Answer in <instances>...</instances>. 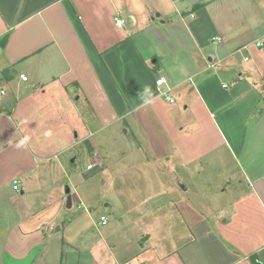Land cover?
<instances>
[{
  "label": "crops",
  "instance_id": "1",
  "mask_svg": "<svg viewBox=\"0 0 264 264\" xmlns=\"http://www.w3.org/2000/svg\"><path fill=\"white\" fill-rule=\"evenodd\" d=\"M6 36L0 264H82L77 250L90 254L84 264H253V254L264 262V0H0ZM160 76L173 103L158 91ZM138 135L163 161L156 168L167 170L174 147L197 173H237L220 189L224 208L202 216L174 198L153 166H138ZM79 156L91 172L120 164L121 173L153 174L140 187L111 188L117 228L94 218L99 200L85 207L80 247L68 193L53 181L66 176L72 207L75 191L82 208L72 184Z\"/></svg>",
  "mask_w": 264,
  "mask_h": 264
},
{
  "label": "rangeland",
  "instance_id": "2",
  "mask_svg": "<svg viewBox=\"0 0 264 264\" xmlns=\"http://www.w3.org/2000/svg\"><path fill=\"white\" fill-rule=\"evenodd\" d=\"M123 18L126 21V25L128 24V16L123 15ZM132 133V132H131ZM130 133V134H131ZM134 133V132H133ZM132 133V134H133ZM134 135V134H133ZM154 136V135H153ZM155 137V136H154ZM136 144L140 149L143 150L145 159L143 160L142 164L146 166H153L156 169L157 176L160 177L161 181L163 182V186L167 187H173L175 189L174 198L176 199H183L184 203L188 204V209H192L195 212H198L199 214H202V216H211L212 214L218 212L222 208H224L225 205H222L223 202L226 201L225 198L221 196L220 189L222 186H224V182L226 179H228V176L237 177V173L233 175L228 174H218L215 173L212 167L204 168L203 173H197L196 169L194 167H184L176 153V149L168 148L167 149V158H174L172 163L170 164V160L168 159L169 166L167 165V170H162L159 168H156L158 166L163 167L162 165L163 161L161 159H158L155 154H153L152 151L149 150V146L147 144V140H140L139 135L137 136ZM136 139V138H135ZM149 143V142H148ZM152 143V142H150ZM172 150L175 151V154H172ZM221 152L223 150H220ZM217 151L216 153H218ZM147 155V156H146ZM174 156V157H173ZM98 160V159H97ZM97 160L92 159L91 163L95 164ZM115 160V159H114ZM89 159L88 156L83 157L79 156L76 162L74 163L78 170L81 171L77 175L76 180L72 181V184H75L78 187L77 192L83 196V202L84 206L82 208L78 207L77 198L75 195V191H73V207L71 208H64V211L67 213V220H70L71 223L74 226L75 233L77 234L76 240L73 242V246L80 247V237H84L86 230L84 229L85 225H88V221H86L83 217L86 214V208L89 207V204L93 202V200H99V205L96 206V209L94 208L93 216L96 219H100V216L102 214H105L109 218V224L106 226L105 229H110L112 227H118L119 222L114 221L115 216H117L118 211L115 208L107 207L106 204H109L110 201L113 199V196H108V193H111L113 190L111 188H114L115 183H119L122 185H132L136 187V184H142L143 178L146 177L149 178L153 176L152 171L148 170L143 171V174L133 169L131 172H124L121 173L122 169L120 168V164L111 165L110 169L107 171L100 172L98 168H96L94 171H88L86 169V165L88 164ZM226 162L228 163V159H226L225 162H223V165H226ZM225 163V164H224ZM137 165V164H136ZM234 165H229V169L233 168ZM83 167V168H82ZM226 170L228 169V166H222ZM224 172V171H222ZM86 175L87 180L83 178V175ZM154 172V174H156ZM231 173V172H230ZM58 180H53L55 183H58V186L61 187V191L64 194L66 190V183H68V180L65 176V178L61 176H57ZM105 181V183L103 182ZM165 181V182H164ZM66 182V183H65ZM74 185V186H75ZM140 187V185H139ZM163 189V188H162ZM161 189V191H162ZM121 191V189H120ZM119 191V192H120ZM107 194H106V193ZM116 193V190L114 191ZM126 190H123L122 193H126ZM141 192V191H138ZM142 193V192H141ZM67 202V201H65ZM226 204V203H225ZM175 209V208H174ZM185 207L178 209L179 211H184ZM180 211V212H181ZM78 217H82L81 220L75 222V220ZM116 235L119 236V233ZM116 240V239H115ZM82 245H84L82 243ZM67 246V244H66ZM71 248V245L70 247ZM64 246H62V253L64 256H66L67 249ZM80 255H82V264H84L88 259L90 260V254L87 251L77 250Z\"/></svg>",
  "mask_w": 264,
  "mask_h": 264
},
{
  "label": "built area",
  "instance_id": "3",
  "mask_svg": "<svg viewBox=\"0 0 264 264\" xmlns=\"http://www.w3.org/2000/svg\"><path fill=\"white\" fill-rule=\"evenodd\" d=\"M116 23L119 25V26H123L126 24V21L124 18L122 17H119V16H116ZM258 45H261V43H258ZM245 60H249V57H245ZM20 78L24 81H27L28 80V76H26L25 74H21L20 75ZM156 83H157V86H158V91L159 93L166 97V99L170 102H174L175 101V98L171 96L170 92L172 90V87L170 86L168 80L166 77L164 76H160L157 78L156 80ZM6 94V91L5 89H0V96L1 95H5ZM93 167V164H89L87 166L88 169L92 168ZM14 189L16 190H19V181L18 180H14V185H13ZM100 222L101 224L105 225L108 223V216H101L100 218Z\"/></svg>",
  "mask_w": 264,
  "mask_h": 264
},
{
  "label": "trees",
  "instance_id": "4",
  "mask_svg": "<svg viewBox=\"0 0 264 264\" xmlns=\"http://www.w3.org/2000/svg\"><path fill=\"white\" fill-rule=\"evenodd\" d=\"M202 5H203L202 3H198V4H195L193 8L197 9ZM6 39H7V36L3 37L2 41H0V45L4 46L6 43ZM1 73H2V76L4 79L9 80V79H12L14 77L15 70L12 68H4V69H2ZM251 260H252L253 264H264V262L256 254H253L251 256ZM61 264H63V263H61Z\"/></svg>",
  "mask_w": 264,
  "mask_h": 264
},
{
  "label": "water",
  "instance_id": "5",
  "mask_svg": "<svg viewBox=\"0 0 264 264\" xmlns=\"http://www.w3.org/2000/svg\"><path fill=\"white\" fill-rule=\"evenodd\" d=\"M70 191H71V189L68 187L66 189V192L68 193V198H67V207L68 208L72 207V196L70 194Z\"/></svg>",
  "mask_w": 264,
  "mask_h": 264
},
{
  "label": "clouds",
  "instance_id": "6",
  "mask_svg": "<svg viewBox=\"0 0 264 264\" xmlns=\"http://www.w3.org/2000/svg\"><path fill=\"white\" fill-rule=\"evenodd\" d=\"M26 143V139L25 140H21L20 143L17 145L18 147L23 146Z\"/></svg>",
  "mask_w": 264,
  "mask_h": 264
}]
</instances>
